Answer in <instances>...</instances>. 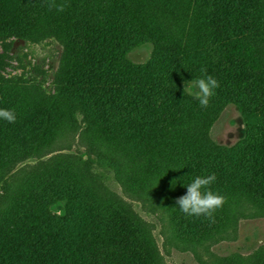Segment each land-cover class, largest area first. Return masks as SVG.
<instances>
[{"label": "trees", "instance_id": "obj_1", "mask_svg": "<svg viewBox=\"0 0 264 264\" xmlns=\"http://www.w3.org/2000/svg\"><path fill=\"white\" fill-rule=\"evenodd\" d=\"M191 2L188 24L174 17L165 29L132 0H0V40L53 37L63 49L53 96L0 77V107L17 117L0 121V172L80 123L83 139L109 160L131 152L150 172L174 167L169 177L181 186L215 173L209 188L224 202L241 194L264 203V0ZM166 7L170 18L183 11ZM145 44L151 57L132 62ZM202 70L219 82L206 108L182 87ZM227 104L244 125L231 148L207 136ZM47 169L27 174L0 211V264H150L125 212L94 200L69 163ZM191 217L204 226L211 216Z\"/></svg>", "mask_w": 264, "mask_h": 264}, {"label": "rangeland", "instance_id": "obj_2", "mask_svg": "<svg viewBox=\"0 0 264 264\" xmlns=\"http://www.w3.org/2000/svg\"><path fill=\"white\" fill-rule=\"evenodd\" d=\"M132 1L136 8L146 9L149 16L160 15L159 24L165 29L175 21L174 17L180 26L190 19L186 8L191 6V0ZM166 6L183 11L175 9L170 18L171 12L161 14ZM152 49L151 44H145L128 57L134 63H144L151 57ZM62 51L61 43L53 37L38 42L4 38L0 40V77L25 86V90L53 96ZM213 116L207 132L209 140L226 148L235 146L244 134L238 109L227 104ZM82 129L77 123L73 132L60 135L40 154L21 156L0 172V211L8 208L14 191L31 171L52 169L66 162L81 176L94 200L120 209L135 223L150 264H264V203L260 199L237 192L211 217L204 216V226L196 225L194 217L175 209V201L186 189L178 181H171H175L169 177L174 167L150 172L134 161L136 154L131 152V157L128 152L119 153L122 161L109 160V151L87 143L81 136ZM170 155L172 160L177 157ZM60 206L55 205L50 212L61 215Z\"/></svg>", "mask_w": 264, "mask_h": 264}, {"label": "clouds", "instance_id": "obj_3", "mask_svg": "<svg viewBox=\"0 0 264 264\" xmlns=\"http://www.w3.org/2000/svg\"><path fill=\"white\" fill-rule=\"evenodd\" d=\"M218 87L217 79L212 75L205 74L202 70L200 78L193 77L191 80L183 81V96H191L198 101L199 106L206 108ZM16 118L13 109L0 107V121L11 124L16 121ZM215 180V173L192 177L189 183L182 185L186 191L183 196L175 201L177 206L175 209L187 216H211L215 210L224 204V197L209 188Z\"/></svg>", "mask_w": 264, "mask_h": 264}]
</instances>
